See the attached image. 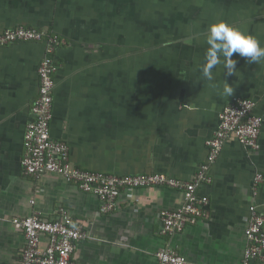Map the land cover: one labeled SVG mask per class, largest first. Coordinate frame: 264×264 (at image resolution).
<instances>
[{
  "label": "crops",
  "instance_id": "1",
  "mask_svg": "<svg viewBox=\"0 0 264 264\" xmlns=\"http://www.w3.org/2000/svg\"><path fill=\"white\" fill-rule=\"evenodd\" d=\"M16 26L60 37L50 133L76 166L191 179L227 103L254 100L263 123L256 150L224 143L211 181L197 188L206 214L161 235L159 211L178 208L181 190L127 189L106 212L60 175L24 172L45 43L0 46V264L21 261L25 239L13 216L50 219L60 205L87 232L72 254L77 264H158L163 247L191 264H240L249 208L264 213V185L252 182L264 173V0H0V32Z\"/></svg>",
  "mask_w": 264,
  "mask_h": 264
},
{
  "label": "built area",
  "instance_id": "2",
  "mask_svg": "<svg viewBox=\"0 0 264 264\" xmlns=\"http://www.w3.org/2000/svg\"><path fill=\"white\" fill-rule=\"evenodd\" d=\"M20 41H44V54L37 67L38 89L31 104L32 117L23 134L21 165L24 172L33 177L46 173L60 175L75 183L82 191L94 194L101 201L102 210L112 211L122 191L152 186H165L181 190L183 203L176 209L159 211L161 235L181 232L184 227L206 214L208 197L199 196L197 188L211 181L209 169L218 157L224 143L234 138L245 147L256 150L263 123L262 116L254 112L255 101L235 98L218 114V124L206 139L207 155L191 179H181L161 172L117 175L89 170L74 165L68 145L54 139L50 133L54 74L57 70L55 51L61 40L46 30L16 26L0 32V46ZM253 185H264V173L255 172ZM31 204L34 200L31 199ZM11 223L25 239L20 264H77L73 252L80 240L87 237L83 225L77 222L63 206H58L54 217L45 218L38 211L25 216H13ZM247 246L240 264H252L254 259L264 262V213L255 206L249 208L244 228ZM158 264H191L188 259L163 247L156 253Z\"/></svg>",
  "mask_w": 264,
  "mask_h": 264
}]
</instances>
